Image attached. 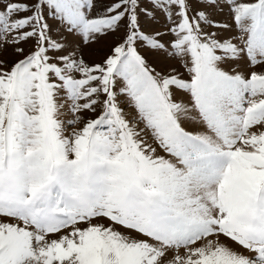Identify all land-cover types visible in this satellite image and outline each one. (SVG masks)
Returning <instances> with one entry per match:
<instances>
[{"label": "snow or ice", "instance_id": "snow-or-ice-1", "mask_svg": "<svg viewBox=\"0 0 264 264\" xmlns=\"http://www.w3.org/2000/svg\"><path fill=\"white\" fill-rule=\"evenodd\" d=\"M0 264H264V0H0Z\"/></svg>", "mask_w": 264, "mask_h": 264}, {"label": "rangeland", "instance_id": "rangeland-1", "mask_svg": "<svg viewBox=\"0 0 264 264\" xmlns=\"http://www.w3.org/2000/svg\"><path fill=\"white\" fill-rule=\"evenodd\" d=\"M164 39H167V37H165ZM98 58H99L98 56L89 55L87 50H85V59L88 60L89 62H92L93 60ZM85 115H90V113H85Z\"/></svg>", "mask_w": 264, "mask_h": 264}]
</instances>
